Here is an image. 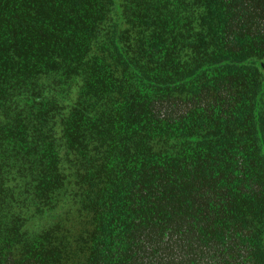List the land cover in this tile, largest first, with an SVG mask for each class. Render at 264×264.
<instances>
[{
  "label": "trees",
  "instance_id": "16d2710c",
  "mask_svg": "<svg viewBox=\"0 0 264 264\" xmlns=\"http://www.w3.org/2000/svg\"><path fill=\"white\" fill-rule=\"evenodd\" d=\"M0 264H264V0H0Z\"/></svg>",
  "mask_w": 264,
  "mask_h": 264
}]
</instances>
